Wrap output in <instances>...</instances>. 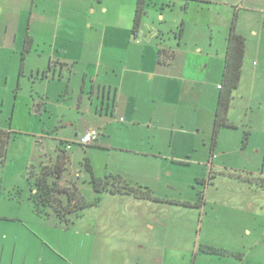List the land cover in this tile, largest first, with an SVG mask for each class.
Segmentation results:
<instances>
[{
	"label": "rangeland",
	"instance_id": "rangeland-1",
	"mask_svg": "<svg viewBox=\"0 0 264 264\" xmlns=\"http://www.w3.org/2000/svg\"><path fill=\"white\" fill-rule=\"evenodd\" d=\"M85 1L75 16L86 18L63 25L66 35L74 31L79 39L63 58L77 63L47 70L43 78L28 61L21 76V70L10 76L11 89L5 79L0 83V128L14 133L0 165V193L21 192L22 207L16 201L14 209H28L31 173L55 163L63 144L74 143L62 184L77 183L88 202L100 199L78 217L112 234L109 264H264V188L235 177L264 179V0H146L139 37L132 33L137 0ZM190 6L210 24L185 26ZM236 16L246 53L228 114L235 128L221 129L212 152L227 38ZM157 44L171 46L177 59L173 97L148 102L146 116H129L125 97L115 115L101 113L104 90L94 83L98 66L103 70L117 49L128 51L130 59L146 49L147 69H158L159 50L151 58L148 50ZM186 57L202 62V81L183 78ZM85 129L101 131V147L79 146L77 135ZM86 159L96 177H121L151 189L161 201L97 194Z\"/></svg>",
	"mask_w": 264,
	"mask_h": 264
},
{
	"label": "crops",
	"instance_id": "crops-1",
	"mask_svg": "<svg viewBox=\"0 0 264 264\" xmlns=\"http://www.w3.org/2000/svg\"><path fill=\"white\" fill-rule=\"evenodd\" d=\"M86 3L85 0H0V66L5 64V68L0 67V83L5 79V84L11 89L10 76H16V72L21 67L24 68L28 61L37 67L38 73L43 71V78L47 77V70L55 72L59 66L62 69L69 63H77L78 59L75 57L63 58L68 55V48L79 43L78 35L74 31L71 35H66L63 25L66 21L74 23L75 19L86 18L84 15L75 16L82 12ZM204 5L209 7L211 4ZM192 8L190 6L185 9V26L195 24L201 27L210 24V19L204 15L196 16L191 13ZM185 26L184 29L183 25L181 27L182 38L186 35ZM139 35L138 32L136 37ZM27 36L31 37L33 46L29 53L23 55ZM170 48L172 47L160 48L158 44L157 47L150 46L149 58L152 57V50L171 51ZM117 51L118 55L109 58L103 70L101 65L98 66L100 69L94 78V83L99 82L104 90L101 93V113L115 115L119 107L118 101H121L120 105L124 104L125 97L124 105L129 116H146L148 102L151 106L173 97L179 78L175 56L163 65L156 58L157 66L159 64L162 67L155 69L148 65L147 69L146 49L137 58L131 59L128 51ZM199 52L201 55L202 52ZM196 62L198 63L189 62L186 57L182 67L183 78L204 79L203 68L199 67L202 62ZM18 74L20 76V72ZM98 99L100 100V92ZM150 120L157 123L154 119ZM152 122H149L148 127H152ZM135 125L136 123L131 126ZM87 130L90 129H85L77 137ZM99 134L101 135V131ZM97 146L101 147L99 141L95 147ZM53 164L50 162L43 166ZM21 197V192L14 197L0 193V264H109V257L112 259L114 252L111 233L95 224L82 221L80 217L76 221L68 217L65 219L66 223L50 209L38 212L31 197L28 209H14L16 201L22 207Z\"/></svg>",
	"mask_w": 264,
	"mask_h": 264
},
{
	"label": "trees",
	"instance_id": "trees-1",
	"mask_svg": "<svg viewBox=\"0 0 264 264\" xmlns=\"http://www.w3.org/2000/svg\"><path fill=\"white\" fill-rule=\"evenodd\" d=\"M102 1V0H98ZM146 0H137V6L134 16L133 35H138V30L143 22L145 16ZM186 9V7H185ZM236 19L235 17L229 36L227 38V50L225 57V66L220 86L217 108L215 112V121L213 128V146L212 152L215 150L217 139L221 129L235 128L229 122V110L234 92L239 88L242 70L244 65V58L246 53V39L236 33ZM180 34L182 35V28ZM33 42L30 36H27L24 46L23 55L29 53L32 49ZM173 51L164 49L159 50V63L166 64L174 58ZM23 67H21L20 76L22 75ZM46 75V73L44 74ZM11 130L0 129V165H4L9 152L11 140L13 138ZM99 139L88 146H80L82 148L95 147ZM246 144V143H245ZM74 146V143H65L60 149L57 159L53 165L42 166L39 173H31V179L34 178L33 186L31 187V200L36 211L45 209L52 210L60 220L67 223L68 217L72 215L79 216L80 212L99 204L100 199L95 202H88L83 195L80 194L77 183H67L61 185L68 164L70 163V156L67 146ZM85 166L91 175V184L94 191L102 195L109 193L113 196H130L136 200L160 202L156 198L153 191L147 187L132 186L123 178L118 176H108L104 179L98 178L94 175L93 167L90 160L86 159ZM237 176V177H236ZM236 178L249 183L257 188H264V179H255L250 175L242 177L235 175ZM31 181V180H29ZM32 185V184H31ZM187 206V205H186Z\"/></svg>",
	"mask_w": 264,
	"mask_h": 264
},
{
	"label": "built area",
	"instance_id": "built-area-1",
	"mask_svg": "<svg viewBox=\"0 0 264 264\" xmlns=\"http://www.w3.org/2000/svg\"><path fill=\"white\" fill-rule=\"evenodd\" d=\"M100 134L96 129L87 130L84 134L79 137V146H88L98 140ZM72 149V146H67V150Z\"/></svg>",
	"mask_w": 264,
	"mask_h": 264
}]
</instances>
